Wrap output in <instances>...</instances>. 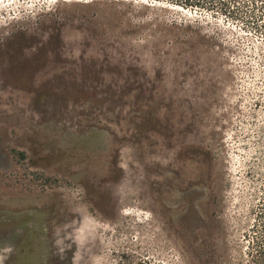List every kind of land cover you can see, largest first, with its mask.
I'll use <instances>...</instances> for the list:
<instances>
[{"label":"rangeland","instance_id":"374dc122","mask_svg":"<svg viewBox=\"0 0 264 264\" xmlns=\"http://www.w3.org/2000/svg\"><path fill=\"white\" fill-rule=\"evenodd\" d=\"M259 251L264 0H0V264Z\"/></svg>","mask_w":264,"mask_h":264},{"label":"trees","instance_id":"16d2710c","mask_svg":"<svg viewBox=\"0 0 264 264\" xmlns=\"http://www.w3.org/2000/svg\"><path fill=\"white\" fill-rule=\"evenodd\" d=\"M261 251H259L260 253ZM262 256V257H261ZM253 261H254V264H264V254L261 252L258 256L254 257L253 256ZM146 263V261L144 262ZM151 264V263H150Z\"/></svg>","mask_w":264,"mask_h":264}]
</instances>
